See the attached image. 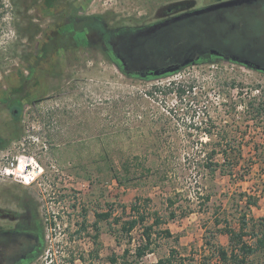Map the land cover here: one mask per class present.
<instances>
[{"label":"rangeland","instance_id":"rangeland-1","mask_svg":"<svg viewBox=\"0 0 264 264\" xmlns=\"http://www.w3.org/2000/svg\"><path fill=\"white\" fill-rule=\"evenodd\" d=\"M171 1L0 0V136L8 140L0 147V189H26L42 205L46 245L32 264H154L170 256L187 264H236L218 250L231 256L238 248L225 228L239 230L245 210V239L255 244L264 234V109L257 111L264 71L216 60L162 76H130L96 46H66L37 59L72 12L99 14L116 27L146 20ZM18 96L16 120L9 105ZM210 137L229 144L231 155L241 145L233 176L202 166ZM106 156L117 172L131 158L127 185L112 176ZM23 169L25 176L17 175ZM244 193L258 197L251 210ZM101 212L111 215L100 218ZM140 214L143 224L123 229ZM150 224L153 243L137 257ZM247 264H264V250Z\"/></svg>","mask_w":264,"mask_h":264},{"label":"flooded vegetation","instance_id":"flooded-vegetation-1","mask_svg":"<svg viewBox=\"0 0 264 264\" xmlns=\"http://www.w3.org/2000/svg\"><path fill=\"white\" fill-rule=\"evenodd\" d=\"M225 1H171L146 20L83 30L79 46H96L130 76H153V67L183 61L181 68L233 60L264 71V0L208 9ZM152 56L164 63L144 62ZM41 206L26 189H0V264H32L41 257L46 245Z\"/></svg>","mask_w":264,"mask_h":264},{"label":"trees","instance_id":"trees-1","mask_svg":"<svg viewBox=\"0 0 264 264\" xmlns=\"http://www.w3.org/2000/svg\"><path fill=\"white\" fill-rule=\"evenodd\" d=\"M56 0H47V3L50 6L55 4ZM16 4V2H15ZM67 24L60 26L59 29L54 31V33L50 34L45 42L43 43L40 53H38L37 59H42L44 54L47 53H57L59 51H64L66 46L76 45L79 46V35L83 30H100L104 28L105 19L99 14L92 15H79L72 12L68 17ZM115 62V61H114ZM116 63V62H115ZM117 64V63H116ZM118 66V64H117ZM119 67V66H118ZM36 69V67L34 66ZM126 73V72H125ZM154 77V76H149ZM262 94L264 95V89L262 90ZM20 100V96L11 98L10 100V108H13L14 117L16 120H19L20 115L22 114L21 104L18 103ZM259 103L258 112H261L264 109V103ZM7 139L5 137L0 136V147H4L7 143ZM223 141V142H222ZM204 145H210V150L208 154L203 158L202 166L207 168L209 172L214 175L215 172L220 171L222 174L233 176L235 172H237L241 167V162L243 160V154L241 151V145L239 146V151L237 154L231 155L229 153V148L231 147L229 144H225L224 140H220L217 142L210 137V140L204 142ZM107 165L110 167L112 171V176L118 181L120 185H127L130 180H132V164L131 158H123L122 160V170L120 172L114 171L116 170L114 160L112 157H107ZM136 163L138 165L143 166L144 170H151L144 162L141 161L139 157L136 158ZM211 194L207 195V199H211ZM242 199H244V203L246 204V209L251 210L252 206L257 205L258 197L252 194H241ZM135 210H138V207L134 206ZM100 218H108L111 213L110 212H101L97 214ZM174 212L171 213V216L174 217ZM146 220V216L144 214H140V216L128 219L123 224V229L130 233L139 223H144ZM160 218H156L155 223H159ZM250 225V218H248L247 211H243L242 213V222L240 223V229L236 230V228L231 227V225H226V233L230 236L231 240L236 242L237 249L233 248L231 256L229 252L224 248H219L218 253L221 259L224 262L228 263L230 258L236 261V264H247L248 258L250 255L264 250V234L258 237L255 244H251L248 242L245 237L249 235L247 231V227ZM152 229L153 225H146L143 229V238L142 242L136 248V256L142 257L146 254L147 250L150 249V246L153 243L152 238ZM166 234L171 235V232L167 229ZM130 250L126 249L125 253L127 254ZM113 262L117 259L113 256L110 258ZM154 264H187L185 259L175 260L174 257L170 256L168 258H161Z\"/></svg>","mask_w":264,"mask_h":264},{"label":"water","instance_id":"water-1","mask_svg":"<svg viewBox=\"0 0 264 264\" xmlns=\"http://www.w3.org/2000/svg\"><path fill=\"white\" fill-rule=\"evenodd\" d=\"M244 1H247V0H227L225 2H221V3L216 4V5H212L208 9H213L215 7H219V6H223V5L228 6V5L240 4V3H243ZM186 63H187V61H183L181 63H176L174 65L170 64L164 69H159V68L153 67L151 73L153 76L167 75V74H170V73H173V72L179 70L181 68V66L185 65Z\"/></svg>","mask_w":264,"mask_h":264},{"label":"bare ground","instance_id":"bare-ground-1","mask_svg":"<svg viewBox=\"0 0 264 264\" xmlns=\"http://www.w3.org/2000/svg\"><path fill=\"white\" fill-rule=\"evenodd\" d=\"M21 167H26V166H24V164L23 163H21V164H19ZM23 173V170H22V172H20V174H22ZM31 179H34V178H32V177H30ZM25 181H27V182H30L31 180H29V179H25Z\"/></svg>","mask_w":264,"mask_h":264},{"label":"built area","instance_id":"built-area-1","mask_svg":"<svg viewBox=\"0 0 264 264\" xmlns=\"http://www.w3.org/2000/svg\"><path fill=\"white\" fill-rule=\"evenodd\" d=\"M24 170L25 169H23V173L22 174H17V175H20L21 177H24L25 176V174H24ZM29 178V177H28ZM24 181V180H23Z\"/></svg>","mask_w":264,"mask_h":264},{"label":"clouds","instance_id":"clouds-1","mask_svg":"<svg viewBox=\"0 0 264 264\" xmlns=\"http://www.w3.org/2000/svg\"><path fill=\"white\" fill-rule=\"evenodd\" d=\"M29 179V178H28Z\"/></svg>","mask_w":264,"mask_h":264}]
</instances>
